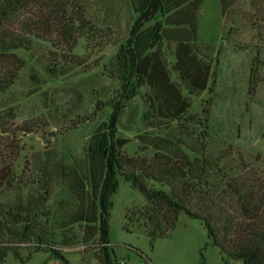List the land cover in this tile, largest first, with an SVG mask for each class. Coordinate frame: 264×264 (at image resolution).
Returning a JSON list of instances; mask_svg holds the SVG:
<instances>
[{
  "label": "rangeland",
  "instance_id": "rangeland-1",
  "mask_svg": "<svg viewBox=\"0 0 264 264\" xmlns=\"http://www.w3.org/2000/svg\"><path fill=\"white\" fill-rule=\"evenodd\" d=\"M249 2L232 4L225 27L219 0L202 1L196 12V42L213 47L209 62L215 75L199 96L184 89L181 93L190 101L187 115L196 118L202 102L211 97L208 133L246 154L244 161L251 169L264 172V0H254V10ZM69 10L81 13L86 26L84 34L75 35L71 51L33 41L29 50L15 53L22 67L13 84L0 93V115L9 112L15 127L30 130L8 139L0 133V176L11 174L0 189V203H33L44 196L43 202L38 199L39 222L62 259L42 251L31 252L25 259L29 251L25 249L19 258L8 253L0 264H100L96 238L85 246L83 224H70L80 206L72 186L82 177L83 188L90 193L87 146L91 136L107 124L118 98L120 83L110 73L109 63L128 37L136 15L127 0H70ZM230 24L225 41L222 32ZM166 60L170 65L173 57L166 53ZM171 79H176L173 72ZM141 93L121 101L115 135L128 157L151 158L153 150L164 145L161 136L144 125ZM193 129L201 131L199 126ZM116 179L107 218L112 264H223L218 250L206 245L201 224L183 214L166 236L150 242L133 217L145 200L129 183Z\"/></svg>",
  "mask_w": 264,
  "mask_h": 264
},
{
  "label": "trees",
  "instance_id": "trees-1",
  "mask_svg": "<svg viewBox=\"0 0 264 264\" xmlns=\"http://www.w3.org/2000/svg\"><path fill=\"white\" fill-rule=\"evenodd\" d=\"M127 1L136 19L109 63L110 73L120 83L119 95L107 124L89 140L90 193L84 190L82 177L75 180L72 190L80 206L70 224L82 223V243L90 245L96 238L99 263L112 264L107 218L118 176L145 200L133 217L150 242L166 236L183 214L201 224L206 245L218 250L223 264H264V172L251 169L244 161L246 154L208 133L211 97L202 102L196 118L187 115L190 101L181 93L184 89L199 96L215 75L209 62L213 47L196 42V12L203 0ZM236 1L219 0L225 27L228 10ZM254 3L249 2L253 10ZM69 9L70 0H0V93L13 84L22 67L15 53L29 50L33 41L48 42L54 49L66 46L71 51L75 35L84 34L86 26L81 13ZM148 23L152 25L144 27ZM231 25L223 29L225 41ZM166 53L173 57L170 65ZM249 84L252 93L251 78ZM213 86L212 80L209 94ZM140 90L147 117L144 125L160 135L164 145L153 150L151 158L128 157L115 135L121 101L130 100ZM12 119L9 112L0 115V133L6 139L30 131L15 127ZM194 126L201 131L196 132ZM2 145L0 142V151ZM259 160L256 155L254 161ZM10 175L8 171V177L0 176V189ZM43 198L38 196L42 202ZM38 199L0 203V263L8 253L19 258L25 249L29 250L25 259L39 251L62 259L39 222Z\"/></svg>",
  "mask_w": 264,
  "mask_h": 264
}]
</instances>
